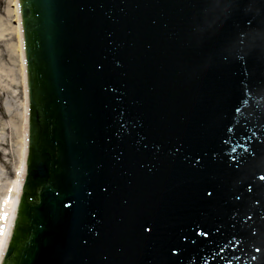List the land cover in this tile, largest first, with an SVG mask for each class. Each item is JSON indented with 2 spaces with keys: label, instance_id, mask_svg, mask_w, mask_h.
<instances>
[{
  "label": "water",
  "instance_id": "obj_1",
  "mask_svg": "<svg viewBox=\"0 0 264 264\" xmlns=\"http://www.w3.org/2000/svg\"><path fill=\"white\" fill-rule=\"evenodd\" d=\"M13 4L26 166L0 264H256L264 0Z\"/></svg>",
  "mask_w": 264,
  "mask_h": 264
},
{
  "label": "rangeland",
  "instance_id": "obj_2",
  "mask_svg": "<svg viewBox=\"0 0 264 264\" xmlns=\"http://www.w3.org/2000/svg\"><path fill=\"white\" fill-rule=\"evenodd\" d=\"M8 3L9 0H0V216L19 165L24 101Z\"/></svg>",
  "mask_w": 264,
  "mask_h": 264
},
{
  "label": "bare ground",
  "instance_id": "obj_3",
  "mask_svg": "<svg viewBox=\"0 0 264 264\" xmlns=\"http://www.w3.org/2000/svg\"><path fill=\"white\" fill-rule=\"evenodd\" d=\"M8 6L10 7V22L12 24L13 33L16 36V44L14 45V54L19 68L22 86L24 87V101L22 102V127H21V151L18 169L16 171V176L10 183L9 191L6 193V199L2 207V214L0 216V260H3V255L5 254L10 234L12 230V225L14 221V216L16 212V207L18 203V198L20 194L21 184L23 180V175L26 166V106L28 105L27 97V87L23 68V61L21 55V48L18 36V29L15 17V10L13 0H9ZM7 217L4 219L3 217Z\"/></svg>",
  "mask_w": 264,
  "mask_h": 264
},
{
  "label": "snow or ice",
  "instance_id": "obj_4",
  "mask_svg": "<svg viewBox=\"0 0 264 264\" xmlns=\"http://www.w3.org/2000/svg\"><path fill=\"white\" fill-rule=\"evenodd\" d=\"M228 131H229V132H232V129H229ZM261 179L264 180V176H262ZM107 190H108V189L105 187V188H104V191H107ZM89 195H91V193H89ZM208 195L211 196L212 193L209 192ZM238 199H239V198H238ZM65 207H70V206L66 204ZM3 218L6 219L7 217L5 216V217H3ZM144 231H146V232H150V229H149V228H145ZM196 235H198V236H203L205 239H207V237H208V233H207V232H202V231H198V232L196 233ZM236 239H237L236 237H233V238H230L229 240H227V241L225 242L224 245H221V246L219 247V249H218V251H217L216 254H217L218 256H222L223 253H224V251L226 250L227 246H228V245H231V244H234L235 241H236ZM255 251H256L257 253H262V255H261L259 258H258L256 255H253V256L251 257L252 261H253V262H256V264H264V250H262L260 247H256ZM233 258H235V259H240L241 257H239V256H235V255H234Z\"/></svg>",
  "mask_w": 264,
  "mask_h": 264
}]
</instances>
